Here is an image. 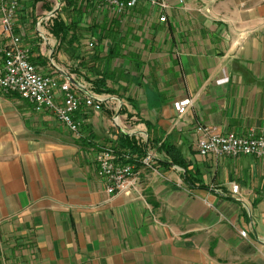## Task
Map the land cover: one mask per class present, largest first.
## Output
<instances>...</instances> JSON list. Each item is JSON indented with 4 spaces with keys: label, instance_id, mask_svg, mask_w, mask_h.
Here are the masks:
<instances>
[{
    "label": "crops",
    "instance_id": "crops-1",
    "mask_svg": "<svg viewBox=\"0 0 264 264\" xmlns=\"http://www.w3.org/2000/svg\"><path fill=\"white\" fill-rule=\"evenodd\" d=\"M22 1L16 33L31 62L103 102L76 114L77 139L0 90V264H264V158L203 156L195 131L264 136V0H171L165 22L150 5L119 16L94 0L73 59L43 26L52 5L38 16L44 1ZM135 144L153 165L138 160V188L111 198L96 154Z\"/></svg>",
    "mask_w": 264,
    "mask_h": 264
},
{
    "label": "built area",
    "instance_id": "built-area-1",
    "mask_svg": "<svg viewBox=\"0 0 264 264\" xmlns=\"http://www.w3.org/2000/svg\"><path fill=\"white\" fill-rule=\"evenodd\" d=\"M101 7L108 8L116 15H124L139 4L158 8L165 22V12L171 8V0H97ZM183 3V0H180ZM21 0H1L2 34L5 41L0 43V90L6 94H16L28 101L36 112H52L58 121L77 139L82 137V123L76 114L84 107H93L97 96L85 87L76 88L69 81L60 82L57 78L41 73L31 62L29 52L22 46L20 35L16 33V16ZM47 17L49 20L52 17ZM189 99L175 101L173 108L177 115L188 112ZM115 122L118 124L119 116ZM198 135V149L203 156L212 154L217 157L237 158L250 155L264 158V136L251 133L247 136L222 133L217 127L200 124L195 129ZM125 157V158H122ZM153 156L147 155L142 163L153 165ZM130 155H120L113 147H103L96 154L98 175L105 183L106 193L112 197L131 195L138 188L139 175L134 165L128 162ZM236 188V187H235ZM241 235L246 237L245 231Z\"/></svg>",
    "mask_w": 264,
    "mask_h": 264
},
{
    "label": "trees",
    "instance_id": "trees-1",
    "mask_svg": "<svg viewBox=\"0 0 264 264\" xmlns=\"http://www.w3.org/2000/svg\"><path fill=\"white\" fill-rule=\"evenodd\" d=\"M38 2V0H36ZM61 3L63 4V8L60 10L64 13V17L61 16L60 11L56 14V18H53L51 20L50 25L48 28L50 29L51 34L57 39L59 46L58 48H64V51L70 56L71 59L74 58V54L78 50H76V47L79 45L80 40V33L78 31V24L81 22H77V17L79 16V19H82L83 14L85 13L84 7L87 9L91 7L92 5H95L94 0H61ZM85 4V6H84ZM35 5V4H34ZM86 9V10H87ZM70 20V21H69ZM94 85L97 90V93H103L106 91H99L98 87H105L106 85V79L102 76L101 79H97L94 82ZM152 141L148 140V144H150ZM143 147V148H142ZM146 147L147 146H141L140 145H134L133 148L129 149L127 153L130 155V159L128 160L129 163L132 165H135L137 168L139 167L138 160L141 163L143 157L146 156ZM161 148L166 149V153L169 155L171 162L175 165H179L181 167H184V159L179 154L178 151H172L174 150V147H170L169 145L162 143ZM137 148V149H136ZM140 148L144 150V153H140ZM136 149V150H135ZM125 158V157H122Z\"/></svg>",
    "mask_w": 264,
    "mask_h": 264
},
{
    "label": "rangeland",
    "instance_id": "rangeland-1",
    "mask_svg": "<svg viewBox=\"0 0 264 264\" xmlns=\"http://www.w3.org/2000/svg\"><path fill=\"white\" fill-rule=\"evenodd\" d=\"M39 1H44V3H42V5H40V7H39V9H40L39 13L40 14H38V16H43L44 15L43 12H45L44 8H45L46 4L47 5H52L51 7H49V10H53V9H56L58 7V11H60L63 8V4L61 3V0H38V2H36V0H23L22 1L23 2L22 4H24V6L28 8L29 4H31L32 6H36L39 3ZM31 5H30V7H32ZM61 12L62 11H60L59 13H61ZM46 18L47 17L45 16L44 19H43L44 20L43 26H45L44 27L45 29H49L48 26L50 25L51 20L54 17L50 18L49 20H47ZM52 39L55 41V38L54 37Z\"/></svg>",
    "mask_w": 264,
    "mask_h": 264
},
{
    "label": "water",
    "instance_id": "water-1",
    "mask_svg": "<svg viewBox=\"0 0 264 264\" xmlns=\"http://www.w3.org/2000/svg\"><path fill=\"white\" fill-rule=\"evenodd\" d=\"M58 13V7L56 8V9H54L49 15H48V17H51V16H54V15H56ZM71 82V81H70ZM72 83V82H71ZM73 84V83H72ZM78 87H80V85L78 84L77 85ZM96 101L97 102H103V100L102 99H99V98H96Z\"/></svg>",
    "mask_w": 264,
    "mask_h": 264
}]
</instances>
